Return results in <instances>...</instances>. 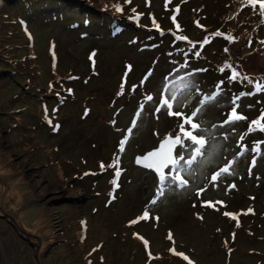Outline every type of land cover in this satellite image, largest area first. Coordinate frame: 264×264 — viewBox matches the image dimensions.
Masks as SVG:
<instances>
[{
	"label": "rangeland",
	"instance_id": "374dc122",
	"mask_svg": "<svg viewBox=\"0 0 264 264\" xmlns=\"http://www.w3.org/2000/svg\"><path fill=\"white\" fill-rule=\"evenodd\" d=\"M181 77L198 90L181 93ZM256 82L264 16L247 0H0V264H264ZM165 86L188 115L219 94L195 117L209 142L188 185L153 204L158 176L133 162L177 134L181 118L155 113ZM248 92L247 119L225 123Z\"/></svg>",
	"mask_w": 264,
	"mask_h": 264
},
{
	"label": "snow or ice",
	"instance_id": "6c2138e0",
	"mask_svg": "<svg viewBox=\"0 0 264 264\" xmlns=\"http://www.w3.org/2000/svg\"><path fill=\"white\" fill-rule=\"evenodd\" d=\"M170 2V0H169ZM247 4L250 5L254 11H258L261 16H264V0H247ZM116 11L120 12L123 11V9L120 6H116ZM175 11L178 13L179 8L177 7ZM172 20L175 23L176 17L172 16ZM155 23V21H153ZM177 29L179 30L180 25L176 24ZM157 28H159V25H157ZM216 36H220V32L215 33ZM226 39H231V37H225ZM177 40H187V37L184 36H176ZM209 42L208 38H205V40L202 42L203 44H207ZM195 46V45H193ZM196 55H199V52L196 53ZM227 67L231 68V65H228ZM221 71L223 72L224 69L222 68ZM149 74H146L145 80H147ZM240 74L237 73L235 70L232 71L231 76L229 77L230 80L235 81L237 77ZM244 79H247V77H244ZM181 80L184 81L182 84V87L180 88V92L183 93L186 90H190L191 88H197L198 86L193 85L190 81L186 80L185 77H181ZM144 81H142V84ZM223 82H221L222 84ZM251 83V81H249ZM135 87H133V90H135ZM255 92H262L264 91V83L256 82L254 84ZM165 93H168V95L163 96L160 101H158V107L155 109V113L158 114L162 111L167 112V115L169 116H175L181 118V122L179 124V129L177 131V134L175 136H172L171 134L166 135L161 143L158 145V147L153 150L151 153L145 154L142 157L137 158L138 164H143L144 167L150 168L157 172L158 174V187H157V193L156 198H154L151 203L155 204L157 203V200L160 197H163L168 190H175L176 188H184L188 185L189 181L186 179V175L190 174V169L192 168L193 164L197 163L198 157H202L204 155V149L205 146L208 144V138L201 134L203 132H206V129H202L201 125L197 122H195V117L197 114H199L203 106L206 103L214 102L216 101V95H206L203 97V99L200 101L201 107L197 108L194 112L191 113V115H188L181 111H175V105L174 102L178 101V94L175 91L173 87L165 86V88L162 90ZM253 92L248 93H239L236 94L232 99V105L233 107L230 110V113L228 115V119L225 121V123H234L235 121H241L246 120L247 117H245L243 114L238 112L239 103L238 101L245 95H253ZM154 97L152 95L147 96L148 101H153ZM145 111L144 105L140 106V111L136 113L137 120H139L142 117L143 112ZM137 120H134L132 122L133 128L137 126ZM254 130H259L264 132V112H261V115L256 119L252 120L248 125V132H252ZM131 133V129L129 130ZM244 136H240V140L243 141ZM127 144V138L122 140L120 142V145L118 147V152H124L125 146ZM177 148L180 149L179 152H177ZM189 148H191V151L189 152ZM253 151H259V144L254 146L252 149ZM186 153H188L186 157ZM240 155H243V151L240 153ZM252 165L255 166L256 161L255 159L252 160ZM235 161H230L225 167L220 168L219 171L215 172L212 177L211 181L213 182V186H215L221 177L222 174H234V167ZM112 167H115V177L117 179L113 180V184H117V180L121 175V169H120V158L117 155L114 159V162ZM101 167L103 168L104 165L101 164ZM118 186V184H117ZM230 187L234 188L235 185H230ZM201 191H204L201 189ZM199 194V193H198ZM217 203H223L222 201H218ZM225 215H229V213H225ZM148 217V212L146 211L141 217V219H145ZM235 218V217H233ZM135 223V221L133 222ZM171 239V235L169 237ZM145 244L147 245V241H145ZM183 255V254H180ZM185 260H188L187 256H183ZM188 264H192V262L189 260Z\"/></svg>",
	"mask_w": 264,
	"mask_h": 264
},
{
	"label": "water",
	"instance_id": "95a60500",
	"mask_svg": "<svg viewBox=\"0 0 264 264\" xmlns=\"http://www.w3.org/2000/svg\"><path fill=\"white\" fill-rule=\"evenodd\" d=\"M162 140H163V139H162ZM162 140H161V141H162ZM161 141L158 143V145L161 143ZM158 145H157L155 148H152L151 150H149V151L143 153L142 155H137V156H135L133 164H134L135 166L140 167V168H143V169L149 170V171L153 172L156 176H158V174H157L156 171H154V170H152V169H150V168H146V167L143 166V164H138V163L136 162L138 157H142V156H144L145 154L151 153L153 150H155V149L158 147ZM9 252H10V250H9Z\"/></svg>",
	"mask_w": 264,
	"mask_h": 264
},
{
	"label": "trees",
	"instance_id": "16d2710c",
	"mask_svg": "<svg viewBox=\"0 0 264 264\" xmlns=\"http://www.w3.org/2000/svg\"><path fill=\"white\" fill-rule=\"evenodd\" d=\"M236 1H238V3H239V0H236ZM106 22V21H105ZM108 23V22H107ZM107 27H111V25L109 24Z\"/></svg>",
	"mask_w": 264,
	"mask_h": 264
}]
</instances>
